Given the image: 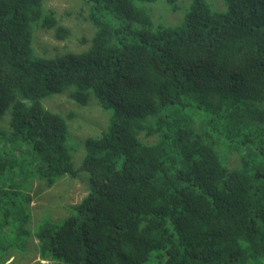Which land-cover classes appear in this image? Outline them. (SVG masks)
<instances>
[{
	"label": "trees",
	"instance_id": "trees-1",
	"mask_svg": "<svg viewBox=\"0 0 264 264\" xmlns=\"http://www.w3.org/2000/svg\"><path fill=\"white\" fill-rule=\"evenodd\" d=\"M47 1L0 0V253L29 236L33 181L85 174L78 202L35 223L43 261L264 264V0H164L187 8L178 25L159 0H78L89 36ZM38 28L84 48L37 55ZM61 94L106 114L77 168L76 114L42 103Z\"/></svg>",
	"mask_w": 264,
	"mask_h": 264
},
{
	"label": "rangeland",
	"instance_id": "rangeland-1",
	"mask_svg": "<svg viewBox=\"0 0 264 264\" xmlns=\"http://www.w3.org/2000/svg\"><path fill=\"white\" fill-rule=\"evenodd\" d=\"M206 1L215 11L223 12L226 10L223 0ZM79 6L82 5L78 0H48L45 9H53L61 24L69 28L74 35L79 36L82 33L89 36L92 30L88 23L70 13V10H74ZM179 6V10L174 13H170L169 7L164 0H159L146 7L152 11V14L155 16L159 15V17L164 19L166 23L164 25H178L182 21L179 22L181 14H185L187 9L181 5ZM33 46L37 55H47L49 57L67 51L78 52L84 48V45L75 36L65 41H57L53 38L52 31L41 28L36 29L34 32ZM42 103L46 109L55 113L62 115H66L67 113L76 114L67 121V125L68 131H70L73 138L71 142L69 141L73 147L72 162L74 167L77 168L83 157V148L80 140L86 136H97L96 133L100 130V127L105 126L106 114L97 108L98 106L92 98L89 100V104L83 107L70 101L66 94L52 95L44 99ZM1 123L0 127H2ZM236 158L235 154H228L230 167L236 165ZM78 177L69 178L65 176L58 179L50 188H45L42 181L35 180L32 182V189L30 191L31 202L29 203L31 223L26 226L29 236L23 239L21 246L0 253V258L3 259L0 264H51V262L43 261L39 256V249L33 238L39 223L36 225L35 223L45 217L49 219L61 217L66 213L65 209L69 205L81 199L87 190L85 183L86 175H82V179Z\"/></svg>",
	"mask_w": 264,
	"mask_h": 264
},
{
	"label": "bare ground",
	"instance_id": "bare-ground-1",
	"mask_svg": "<svg viewBox=\"0 0 264 264\" xmlns=\"http://www.w3.org/2000/svg\"><path fill=\"white\" fill-rule=\"evenodd\" d=\"M219 152H221V151H219Z\"/></svg>",
	"mask_w": 264,
	"mask_h": 264
}]
</instances>
